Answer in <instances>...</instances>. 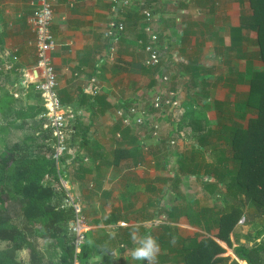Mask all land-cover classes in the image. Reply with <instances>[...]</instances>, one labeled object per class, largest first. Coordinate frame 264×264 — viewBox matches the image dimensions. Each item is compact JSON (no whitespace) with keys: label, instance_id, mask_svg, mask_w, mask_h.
<instances>
[{"label":"crops","instance_id":"0c3cea01","mask_svg":"<svg viewBox=\"0 0 264 264\" xmlns=\"http://www.w3.org/2000/svg\"><path fill=\"white\" fill-rule=\"evenodd\" d=\"M36 6L37 0H0L3 105V99L7 104L15 98L37 101L34 34L27 24ZM143 10L153 12L151 30L161 53L155 66L145 64L150 33ZM247 12L246 0H55L51 58L59 98L67 114L74 115L67 117L72 130L62 159L67 174L63 179L86 219V264H147L131 257L133 230L140 235L150 232L157 239L156 264H183L178 251L182 241L205 233L203 223L199 225L186 208L188 201H197L190 197L191 184H197L199 197L210 202L204 182L211 177L183 166L189 161L182 158L191 157L195 145L187 137L174 136L173 122L194 109L214 118L224 102L234 101L235 95L226 97L238 89L237 78L246 62H254L248 48L257 55L256 34L242 26L241 15ZM113 22L124 28L110 61L106 32ZM7 64L13 68L5 70ZM162 75H168L169 85ZM89 77L98 80L96 95L83 91ZM175 87L183 107L176 119L149 110L144 124L120 123L118 110L132 117L130 107H145L154 94ZM224 252L219 256L236 258L234 252Z\"/></svg>","mask_w":264,"mask_h":264},{"label":"trees","instance_id":"16d2710c","mask_svg":"<svg viewBox=\"0 0 264 264\" xmlns=\"http://www.w3.org/2000/svg\"><path fill=\"white\" fill-rule=\"evenodd\" d=\"M246 1L249 12L241 15L242 26L256 34V57L263 68L256 70L253 63L246 62L237 81L245 84L246 89L236 91L234 101L223 103L217 123L210 125L212 119L204 112L191 113L185 120L187 112H184V117L181 116L184 125L176 124L177 130L179 125L186 126L197 136L196 149L190 152L191 157L189 154L182 158L189 161L183 166H190L197 174L204 171L205 178L211 177L210 182L209 179L204 182L209 187L207 194L211 199L214 196V201L223 198L217 209L216 203L214 209L207 206L196 209L194 219L199 225L203 223L205 233L182 241L178 251L183 254V264H224L223 261L238 264L236 258L247 264H264V242L249 248L236 246L233 250L236 258L232 259L219 256L224 248L215 240L225 242L228 247L233 244L231 237L239 243L243 235L235 227L241 219L252 227L264 226V0ZM14 77L18 82V76ZM33 96L35 103H23L17 98L8 104L4 99V105L0 103L4 117L15 115L19 120L18 123L8 120V125L15 129L30 126L21 140L0 148V243L3 244L0 264H73L74 247L68 227L73 210L65 203L56 163L48 155L52 143L45 146L42 142L48 141L49 133L40 117L43 106L39 92L35 91ZM7 126L0 130L6 132ZM221 142L225 148H220ZM208 154L215 156L211 162H204ZM188 202L185 211L192 217L193 202ZM248 206L252 212L247 211ZM254 217H260L262 224L254 223ZM262 229L257 228V236ZM245 236L249 238L248 234ZM36 238L47 242L44 252L37 249ZM22 249L28 251L26 262L17 257ZM89 257L90 248L84 241L77 254L79 264H86Z\"/></svg>","mask_w":264,"mask_h":264},{"label":"built area","instance_id":"2783aa9c","mask_svg":"<svg viewBox=\"0 0 264 264\" xmlns=\"http://www.w3.org/2000/svg\"><path fill=\"white\" fill-rule=\"evenodd\" d=\"M54 2L55 0H37L36 8L27 18V24L31 32L34 34V52L36 56V72L38 75L36 89L40 93L41 103L44 108L40 116L44 118V128H47L50 133L52 150L49 156L56 163L58 177L60 179L61 186L65 191V203L71 206L73 210V219L69 222L68 227L69 233L72 236V244L74 247L73 264H79L77 254L80 252L81 246L84 243L83 240H85L87 224L85 216L82 213L81 206L70 193L59 170L61 158L69 149L68 144L70 131L67 128L68 118H72L74 115H72V113L67 114V109L62 104L57 92V76H55L56 72L51 58V51L55 48V39L50 29L53 18ZM124 2L127 3L126 1ZM143 14L146 21V30L150 33L148 34V43L144 47L147 54L145 64L155 66L160 62L161 53L159 49L155 47L158 36L155 32H153V30H151V20L153 19V14L150 10H143ZM123 28L124 26L122 23L113 22L106 32L107 36L110 38L108 53V60L110 61L115 58V43L117 42V38ZM12 58L16 59V56H12ZM12 68L13 64H7L4 66L5 70H11ZM0 70H3V67H0ZM29 79L32 80L33 78ZM162 80L167 83L168 77L162 76ZM99 90L100 87L98 80L94 77H89L83 86V91L91 95H96ZM177 95L178 94H176L173 90L163 89L150 97V100L145 107H130L129 111L133 114L132 117L126 116L124 114L126 112L123 110H118L117 115L125 125L130 122L139 125L144 124L149 110H156L162 112L164 115L175 118L177 117V112L181 108V101L178 100ZM170 142L174 143V140H171Z\"/></svg>","mask_w":264,"mask_h":264},{"label":"rangeland","instance_id":"374dc122","mask_svg":"<svg viewBox=\"0 0 264 264\" xmlns=\"http://www.w3.org/2000/svg\"><path fill=\"white\" fill-rule=\"evenodd\" d=\"M150 10H152L151 8H149ZM154 10L156 11V7L154 8ZM247 48V47H246ZM248 52H247V54L250 56V57H248L249 59H252V60H254V62L253 63H255V65H254V68L256 69V70H261L262 68H263V64H262V62L260 61V60H258V58L256 57V55L255 54H253L252 52H251V47H249L248 48ZM239 77V76H238ZM237 81H239V79L237 78ZM167 85H169L170 84V78L168 79V81H167V83H166ZM239 85H238V89L236 90L237 92H244L245 91V89H246V85L245 84H241V83H238ZM174 92H176V94H178L177 96H178V100L180 101L181 100V97H180V90H178V88H176L175 87V90H173ZM3 93H4V88L3 89H1L0 90V100L3 98H1V96L3 95ZM234 95H235V92H231L226 98L227 99H233V98H231L232 96L234 97ZM226 98H224L225 100H227ZM192 106V105H191ZM193 107V106H192ZM197 108V107H196ZM215 108L218 110V109H220L221 108V105H215ZM182 109H183V107H182V105H181V108H180V110L177 112V114H179V113H181L182 112ZM193 112H199V110H196V109H194V111ZM221 112V111H220ZM229 112V111H228ZM227 112V113H228ZM227 113L224 115L225 117H226V115H227ZM230 113V112H229ZM228 113V114H229ZM176 114V113H175ZM191 114V113H190ZM220 115V114H219ZM230 115H232V114H230ZM217 117V116H216ZM216 117H214L213 118V116L212 117H209L210 119H212L211 120V124L210 125H213L214 123H217L218 122V119L216 120ZM177 117H175V119H176ZM180 119H181V117H180ZM178 120V121H174L173 122V124H175L174 125V129H175V135L174 136H176V138L177 139H180L181 140V138H183L184 137V140H185V138L187 137L188 138V140L187 141H190L191 142V144H193L194 143V147H195V149H196V145H197V136H196V134L194 133V132H192L191 130H190V128L189 127H186V126H181V125H179V127H178V130H176V124L177 123H182V125H184V121H181V120ZM189 119V116H188V114L186 115V117H185V120H188ZM8 120L10 121L11 120V122L12 121H15L16 123H18L19 122V120L16 118V116L15 115H10V116H7V117H4V114L1 112V110H0V128L1 127H3V126H7L8 124H7V122H8ZM169 122V121H168ZM131 124H134L133 122H130V125ZM29 130H30V126H25V127H23L22 129H15V128H13L10 124L7 126V131L6 132H3L2 130H0V148L2 147V146H4L5 144H7V145H10V144H12V143H14V142H18V140H21V138L23 137V135L24 134H26V133H28L29 132ZM38 142V141H37ZM42 142H43V144H45V146H46V144L47 143H50V139H48V141L45 139H43L42 140ZM182 142V141H181ZM36 144V143H35ZM51 144V143H50ZM225 148V145H224V143L223 142H221L220 143V148L222 149V148ZM195 149H193V150H195ZM215 154V153H214ZM213 154V156L211 155V154H208V155H206L205 156V161L204 162H211L212 160H213V157L215 156ZM229 165V167L230 166H232V164L231 163H229L228 164ZM63 169H64V166L62 165V161H60V164H59V170H60V173L62 174V177L65 179L66 177H67V174H64V171H63ZM210 181H211V179H209ZM198 188V185L197 184H193V187H192V184H191V186H189V189H191V190H193V192H189L190 193V195H192V196H190V197H194L197 201L195 202H193V203H191L193 206H192V208H193V210H192V214H191V216L192 217H194L195 216V212H196V209L198 208V206L200 205L201 207H204V206H207L208 208H213L214 209V207H215V203H216V209L218 208V207H221V204L223 203L222 201H223V198L221 199H219L218 201H214L216 198L214 197V196H212V200L209 198L210 196H209V194L207 195V198L209 199V203H208V201L207 200H205L204 198H201V197H204V195L203 196H201V197H199L200 196V193H199V191H197V190H195V188ZM56 188H57V186H56ZM64 191V190H63ZM65 192V191H64ZM205 193V192H204ZM172 204V203H171ZM194 204H197V205H194ZM247 211L248 212H252L253 211V209H252V207H250V206H248V208H247ZM14 215H12V216H15V213H13ZM259 218L260 217H254V223H257V222H260V220H259ZM242 220L243 219H241L240 221H239V223L236 225V227H235V230L237 231V232H240L243 236L240 238V240H239V243L238 242H235L233 239H232V237H231V240L233 241V244H232V246L231 247H228L224 242V244L227 246H225L224 244H222V242H221V246L223 247V248H225L224 249V251L226 250V252H224V253H230V252H232L233 253V250H234V248L236 247V246H239V245H244L245 247H247V248H249V247H253L254 245L253 244H257V243H262V242H264V229H262L263 231H262V233L260 234V235H258L257 236V228L259 229V227H261V228H263L264 226L263 225H259V226H251V225H247V224H245L244 222L242 223ZM260 224H262V222H260ZM263 226V227H262ZM191 234V233H190ZM246 234H248L249 235V238L248 237H246L245 235ZM193 235V234H192ZM256 236V237H255ZM217 240V239H216ZM35 245H36V247H37V249L40 251V252H44L45 251V248L48 246V244H47V242H45V240H43V239H41V238H36V240H35ZM3 246V244L2 243H0V247H2ZM46 256H49V254L46 252ZM17 257H18V259H21V260H23L24 262H26V260H27V258H28V251L26 250V249H22V250H20V251H18L17 252ZM238 261V264H247L245 261H243V260H237Z\"/></svg>","mask_w":264,"mask_h":264},{"label":"clouds","instance_id":"9594fccd","mask_svg":"<svg viewBox=\"0 0 264 264\" xmlns=\"http://www.w3.org/2000/svg\"><path fill=\"white\" fill-rule=\"evenodd\" d=\"M0 72H4V70H0ZM162 76H167L168 77V75H162ZM161 79H162V77H161ZM168 79H169V77H168ZM35 89H36V87H35ZM39 95H40V93H39ZM40 98H41V96H40ZM43 110H44V108H43ZM69 125L70 124H68L67 128H68V130H71L69 128ZM43 128H44V126H43ZM44 129H46L48 131L47 128H44ZM48 133H49V131H48ZM49 139H50V133H49ZM146 226H148V225L146 224ZM131 239H132V241H133V243L135 245L130 250L132 259L135 260V261H146L147 264H156L157 256H158V254L160 252V245H159L157 239L150 232L148 234H146V235H140L138 233V230H133L132 231Z\"/></svg>","mask_w":264,"mask_h":264}]
</instances>
